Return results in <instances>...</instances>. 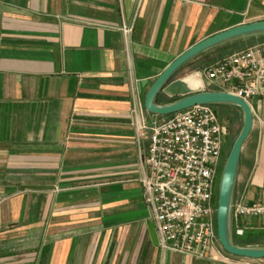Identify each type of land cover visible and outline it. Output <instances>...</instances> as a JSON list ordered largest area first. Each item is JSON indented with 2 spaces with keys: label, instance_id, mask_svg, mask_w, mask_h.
<instances>
[{
  "label": "crops",
  "instance_id": "1",
  "mask_svg": "<svg viewBox=\"0 0 264 264\" xmlns=\"http://www.w3.org/2000/svg\"><path fill=\"white\" fill-rule=\"evenodd\" d=\"M260 20L264 0H0V264H264L154 244L133 114L141 103L152 119L147 92L190 47ZM182 70L159 104L211 89ZM250 102L234 192L245 205L264 204V96ZM232 228L264 230V214Z\"/></svg>",
  "mask_w": 264,
  "mask_h": 264
},
{
  "label": "built area",
  "instance_id": "2",
  "mask_svg": "<svg viewBox=\"0 0 264 264\" xmlns=\"http://www.w3.org/2000/svg\"><path fill=\"white\" fill-rule=\"evenodd\" d=\"M122 29L129 34L133 26L124 24ZM198 74L213 90L230 92L251 103L253 97L264 96V42L227 55ZM133 114L139 146L147 143L140 150L139 180L158 247L163 252L209 258L222 248L216 187L228 127L212 105L148 119L143 105L137 103ZM261 214L264 204L245 205L233 199L232 219Z\"/></svg>",
  "mask_w": 264,
  "mask_h": 264
},
{
  "label": "water",
  "instance_id": "3",
  "mask_svg": "<svg viewBox=\"0 0 264 264\" xmlns=\"http://www.w3.org/2000/svg\"><path fill=\"white\" fill-rule=\"evenodd\" d=\"M264 35V20L231 27L210 36L193 45L176 58L157 78L145 96L146 110L158 116H170L196 105L232 104L242 109L244 125L237 137L222 171L218 193L217 231L222 248L230 255L264 259V246H240L234 242L232 228V204L243 146L250 136L254 125V113L251 103L226 91L204 90L190 93L173 102L159 104L157 96L172 76L185 64L199 54L224 43L242 38ZM146 82H141V85ZM45 186L34 185L31 188L42 189ZM152 240L158 246V238L153 222H149ZM238 233H243L242 230Z\"/></svg>",
  "mask_w": 264,
  "mask_h": 264
},
{
  "label": "trees",
  "instance_id": "4",
  "mask_svg": "<svg viewBox=\"0 0 264 264\" xmlns=\"http://www.w3.org/2000/svg\"><path fill=\"white\" fill-rule=\"evenodd\" d=\"M248 39L249 40H253V41L254 40L255 41L259 40L260 43H261V42H264V35H260L258 37L254 36V37H251V38H248ZM244 40H247V39H245V38L238 39V40H236L234 42H228L227 44L218 47L214 51H205V52L199 54L198 56H196L195 58H193L191 61H189L187 64H185L182 68H180L178 71H180L184 67H186L188 65H191V64H194V63L197 65L195 67V69L203 70L204 68L210 66L211 64H213L217 60L223 58L224 56L230 55V54L234 53L235 51L242 50L241 48L233 50V48H231V46L235 45L238 42L244 41ZM251 45H252V43H251ZM247 47H245L243 49H246ZM230 49H232V50H230ZM211 56H214V57H211ZM211 90H213V88H211ZM158 99L160 100V96L158 97ZM177 99H179V98H174L171 101H165L164 104L173 102V101H175ZM212 106L217 111V113L219 114L220 119H221V114L219 113V111L221 109H222L221 111H223V109L225 110L226 108L228 109L230 107H233V108L239 109L240 111L242 110L238 106H235V105H232V104L212 105ZM223 113L226 114V111H223ZM161 117H163V116H161ZM226 150H227V147L224 150V153L226 152ZM226 158H227V156H226ZM225 163H226V159L224 158L223 166H224ZM223 168H222V171H223ZM222 171H221V174H222ZM235 235H237V237H235ZM233 239H234V242L237 245H240V246H264V230H254V231L246 230L241 235L238 234L236 231H234Z\"/></svg>",
  "mask_w": 264,
  "mask_h": 264
},
{
  "label": "rangeland",
  "instance_id": "5",
  "mask_svg": "<svg viewBox=\"0 0 264 264\" xmlns=\"http://www.w3.org/2000/svg\"><path fill=\"white\" fill-rule=\"evenodd\" d=\"M251 43H252V45H251ZM254 43H256L255 40L253 41V40L247 39V40L238 42L235 45H232L231 48H233V50L240 49V48L243 49V48L247 47L248 45L249 46L247 48H249L251 46H254L255 45ZM256 44H258V43H256ZM230 50H232V49H230ZM235 52H237V51H235ZM211 57H214V56H211ZM196 66L197 65L195 63L188 65V66L184 67V69L179 73V76L185 77L184 81L187 82L192 88H198L202 84V79L198 74V72H200V70L195 69ZM221 110L219 111V113L221 114V121L228 127V130H229L228 146H227L226 152L224 153V158L227 161V158L231 152V149H232L237 137L239 136V134L243 128L244 115H242V114H244V113L242 112V110L240 111L239 109H236L233 107H230L228 109L226 108L225 110L223 109V111H226V114H224L223 111H221ZM226 156H227V158H226ZM224 166H225V164H224ZM221 178H222V174H220L219 178H218L217 187H216V194L219 193ZM233 233H234V230H233ZM235 237H237V235H235Z\"/></svg>",
  "mask_w": 264,
  "mask_h": 264
},
{
  "label": "bare ground",
  "instance_id": "6",
  "mask_svg": "<svg viewBox=\"0 0 264 264\" xmlns=\"http://www.w3.org/2000/svg\"><path fill=\"white\" fill-rule=\"evenodd\" d=\"M200 76V75H199Z\"/></svg>",
  "mask_w": 264,
  "mask_h": 264
}]
</instances>
